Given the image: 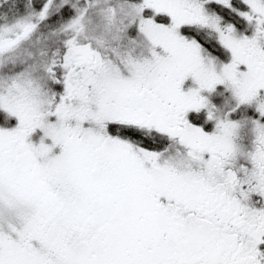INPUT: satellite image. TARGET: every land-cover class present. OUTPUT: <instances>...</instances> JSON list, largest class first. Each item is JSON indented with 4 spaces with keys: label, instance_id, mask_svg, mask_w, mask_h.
Returning <instances> with one entry per match:
<instances>
[{
    "label": "snow or ice",
    "instance_id": "snow-or-ice-1",
    "mask_svg": "<svg viewBox=\"0 0 264 264\" xmlns=\"http://www.w3.org/2000/svg\"><path fill=\"white\" fill-rule=\"evenodd\" d=\"M0 264H264V0H0Z\"/></svg>",
    "mask_w": 264,
    "mask_h": 264
}]
</instances>
